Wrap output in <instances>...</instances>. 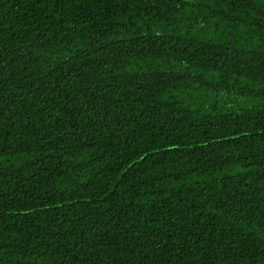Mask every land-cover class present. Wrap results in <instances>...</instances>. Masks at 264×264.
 Listing matches in <instances>:
<instances>
[{
  "label": "trees",
  "instance_id": "1",
  "mask_svg": "<svg viewBox=\"0 0 264 264\" xmlns=\"http://www.w3.org/2000/svg\"><path fill=\"white\" fill-rule=\"evenodd\" d=\"M0 264H264V0H0Z\"/></svg>",
  "mask_w": 264,
  "mask_h": 264
}]
</instances>
